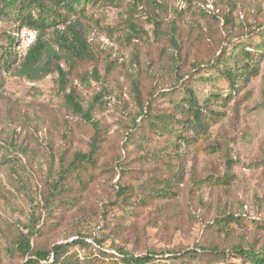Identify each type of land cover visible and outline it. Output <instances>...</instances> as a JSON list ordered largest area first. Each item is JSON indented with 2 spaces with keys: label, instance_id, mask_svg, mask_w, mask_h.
Listing matches in <instances>:
<instances>
[{
  "label": "rangeland",
  "instance_id": "1",
  "mask_svg": "<svg viewBox=\"0 0 264 264\" xmlns=\"http://www.w3.org/2000/svg\"><path fill=\"white\" fill-rule=\"evenodd\" d=\"M62 3L23 11H59L87 40L89 57L59 61L62 87L14 73L37 34L0 8V264L24 263L12 249L29 224L33 250L86 236L69 251L84 264L151 250L153 264H249L235 249L264 251V0H85L67 15ZM93 139L92 162L71 170Z\"/></svg>",
  "mask_w": 264,
  "mask_h": 264
},
{
  "label": "trees",
  "instance_id": "2",
  "mask_svg": "<svg viewBox=\"0 0 264 264\" xmlns=\"http://www.w3.org/2000/svg\"><path fill=\"white\" fill-rule=\"evenodd\" d=\"M26 1V0H25ZM21 2L20 0H0V8L3 15H11L15 19L19 20V29L27 28L36 32V38L33 43L28 47L24 57L21 62L15 67L14 73L17 76L24 77L28 80H34L52 73H56L58 76L59 84L62 87L65 83V73L60 67L59 61L61 58L67 57L68 59L83 60L91 55L89 44L87 40L83 37L82 31L79 29L76 22H71L62 16L60 12L49 10L48 15L39 16L33 18L28 13H23L31 6L42 7L41 0H27L26 2ZM85 0H63L62 6L65 9V14H70L74 11L73 4H81ZM52 28L53 41L56 48L45 39V31ZM68 34L70 35L68 37ZM8 41L10 42L16 34H9ZM173 44L176 42L173 40ZM7 57H9L8 52H3ZM8 62V61H7ZM251 61L245 63L242 67V75L245 76L247 73L244 69H247V65ZM253 70V67L250 66ZM228 73L229 85L234 86L235 74L231 71ZM66 105L75 113L79 114L83 120L90 121L89 111L83 112L79 99L76 95L71 92L65 95ZM188 106L191 110L193 123L196 127L201 130L203 127L202 121V108L198 106V103L194 97L192 91H190L188 96ZM141 115L145 114L144 109H140ZM159 124L163 128H170V124L166 120H162ZM184 134H179L177 136L178 141H186L184 139ZM96 140L90 144V151L87 154L76 153L73 157L72 163L69 165L70 169L73 170L77 164L90 163L93 160L94 152L96 151ZM65 175L66 170L62 171ZM62 175V177L64 176ZM145 184V183H144ZM146 189V186H145ZM161 189V188H160ZM160 189H150V191L158 193ZM38 202H35L34 206H38ZM229 219L236 220L234 214L224 215L220 217L217 221L218 224H225ZM216 221L212 220L209 222L208 226L213 227ZM26 232L21 233V237L18 239L16 245L13 247L12 252L20 254L24 257L25 261L23 264H39L40 262H46L52 255L53 264H84L88 263L89 260L84 258L82 261L78 259L75 253H69L71 249L74 248H85L87 246L86 236L82 235L80 239H73L67 243H61L54 245L50 249H36L33 250L30 239L34 236L35 225L29 224L25 227ZM200 245L197 248L192 249L193 253L200 252ZM170 251H161L160 253H169ZM235 252L243 258L249 264H264V251H254L251 249H244L238 247ZM121 254L122 261L125 264H153L155 261L156 253L155 251H147L145 255L135 256L127 252L119 251Z\"/></svg>",
  "mask_w": 264,
  "mask_h": 264
}]
</instances>
